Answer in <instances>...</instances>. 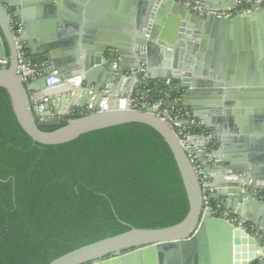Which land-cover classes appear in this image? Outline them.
Returning a JSON list of instances; mask_svg holds the SVG:
<instances>
[{"label":"water","instance_id":"water-1","mask_svg":"<svg viewBox=\"0 0 264 264\" xmlns=\"http://www.w3.org/2000/svg\"><path fill=\"white\" fill-rule=\"evenodd\" d=\"M71 1L68 4L78 12L84 8L85 12L84 17L77 13L69 20L92 39L67 51L64 46H57L61 47L58 50L44 44L45 39L39 35H30L23 11L21 23L17 21L18 6L41 3L50 19L58 23L56 30L61 37L65 28L61 18L55 17L57 0L55 3L0 0V58L7 50L8 59V64L0 67V88L6 89L19 126L34 142L46 145L69 142L86 132L129 122L151 126L162 135L174 156L186 191L188 211L171 226L131 227L68 251L48 264H264V200L247 187L250 182L255 189L264 191V159L244 137L240 116L227 107L235 108L246 99L251 104L264 102V77L261 81L244 82L239 74L225 68L223 56L225 40L231 38L230 29L254 18L264 4L225 17L214 13L198 16L176 0H128L125 6L118 1L127 14L120 28L123 34L114 38L108 31L112 26L107 21L111 18L97 17L92 12L95 0ZM199 1L205 8L215 9L237 3L209 7L205 0ZM16 39L27 41L30 50L35 42L38 47L32 53L36 61H43L37 65L39 74L29 86L17 74ZM233 40V51L237 52L239 44ZM27 53L26 50L24 62L30 61ZM142 65L150 79H176V86L184 91L183 106L201 119L206 130L212 129L210 136L191 137L200 149L215 140L212 142L215 149L208 146L215 163L197 153L208 177L205 183L197 177L172 122L156 116L150 108H129L135 74L128 77L126 70ZM53 70H57L61 79L58 83L63 86L61 89H53L58 84H47ZM76 75L81 76L79 85L65 81ZM103 90L112 94L108 108L87 113L85 104L93 94L95 103H99ZM122 100L125 108H120ZM75 108H80L82 115L68 118L61 125L64 116ZM44 126L57 127L46 131L42 129ZM190 150H195V146ZM258 179L262 181L260 185ZM204 188L210 189L208 209H204ZM218 205L237 220L211 214L210 209ZM238 220L245 226H239Z\"/></svg>","mask_w":264,"mask_h":264},{"label":"trees","instance_id":"trees-1","mask_svg":"<svg viewBox=\"0 0 264 264\" xmlns=\"http://www.w3.org/2000/svg\"><path fill=\"white\" fill-rule=\"evenodd\" d=\"M176 81L149 80V96L177 98ZM187 211L174 156L151 126L129 122L41 144L19 126L0 88V264H48L131 227L171 226Z\"/></svg>","mask_w":264,"mask_h":264},{"label":"crops","instance_id":"crops-1","mask_svg":"<svg viewBox=\"0 0 264 264\" xmlns=\"http://www.w3.org/2000/svg\"><path fill=\"white\" fill-rule=\"evenodd\" d=\"M57 1V16L55 17L61 18L64 22L63 28H65L61 32L62 38L56 30L57 26H59L58 23L50 19L48 11H46V7L41 3L27 2L25 5L18 6V23H21V11H23L25 21L28 22L30 27L29 34H32L35 37H38V35L43 37L45 39L43 43L48 46H64V50L68 51L72 49L73 45L77 44L80 46L81 44H87V42L92 38L89 37V35L84 34L81 28H76V24L69 20L75 17V14L77 13H80L84 17L85 8L81 12H78L71 4H68V2H72L71 0H67L66 2H64L65 0ZM118 1H121L124 6L126 5L125 2H129L128 0H95L94 6H92V12L96 14H94L95 16L111 18V21H107L108 24L112 26L108 29V31L109 35L114 38H116V35L121 36V34H123V31L120 28L123 27V18L127 14V11H125L121 5L119 6L121 2L117 3ZM237 1L238 0H205L209 7L231 5ZM52 2L55 3V0H52ZM51 5L54 6L53 3ZM20 32L21 28L17 31V33ZM230 37L231 38L225 40V54L223 55L225 68L232 70V73L239 74L240 78L244 82L261 81L264 77V8L261 12L255 14L254 18L244 20L240 25H237L236 29L231 28ZM233 39H235V42L239 44V47L236 46L239 50L237 52L233 51ZM23 42L25 43L26 50L28 52L27 56L32 62V60H35V55L32 52L36 50L38 45L35 42H32L33 47L32 50H30L28 49V42ZM61 47H57L58 50H61ZM6 56L7 50L4 57ZM42 62L43 61L41 60H35L37 65ZM62 87L63 86L61 84H58L54 86L53 89L58 90ZM178 90L181 91V94L175 103L183 106L184 101L182 100V94L184 91L182 89ZM250 102V99H246L235 108H233L232 105H228L227 107L231 108V110L233 109L232 114L240 116L242 123L241 131L244 137L252 144V150L262 155L264 159V102H260L258 104H251ZM80 110V108L70 110L64 117L71 116L73 113H79ZM208 131L211 134L213 133L212 129H209ZM214 141L215 140L211 141L212 149H215L212 146V142ZM218 145L219 142H217V146ZM256 182L258 185L262 183L260 179Z\"/></svg>","mask_w":264,"mask_h":264},{"label":"built area","instance_id":"built-area-1","mask_svg":"<svg viewBox=\"0 0 264 264\" xmlns=\"http://www.w3.org/2000/svg\"><path fill=\"white\" fill-rule=\"evenodd\" d=\"M179 4L186 6L192 12L196 13L198 16L206 15L209 13H214L217 16H225V17H233L242 12L251 11L259 8L264 4V0H238L236 4L223 7V8H205L203 4L199 0H176ZM16 49H17V74L20 75V80L26 85L29 86L33 79L39 74V68L36 63L31 61L24 62L23 59L26 56V48L25 43L19 39H16ZM8 64V59L6 57L0 58V67ZM135 74V88L130 96L129 108L137 109V110H145L150 108L151 112L156 116L160 117L163 120L170 121L173 123V129L176 133H178L179 141L182 144V147L186 151L191 164L195 170V173L199 180L202 183H205L208 180V177L204 175L203 168L201 163L197 158V153L201 152L202 156H204L209 162L215 163L216 160L213 158L211 152L208 149V146H204L203 148H199L191 141V137L196 134H204L206 136H210L211 133L205 129V127L201 124L200 119L194 117L189 108L176 104V100L179 99V95L181 91L178 90V97L175 99H170L169 94L165 93L162 97L157 99H152L149 96V89L147 85L149 80H155L148 78L146 74V69L142 65L136 69L129 68L126 70V75L130 77ZM170 78L162 81L166 86H172ZM61 79L57 76V70H53L47 77L48 86H54L58 84ZM66 82L73 83L75 85H79L81 83V76L76 75L74 77H70L65 79ZM177 88V86H176ZM179 89V88H178ZM31 95L34 94L32 90H30ZM101 99L99 103H95V96L93 94L90 100L85 104V110L87 113L93 111L106 110L108 108L109 100L112 96L107 90L101 91ZM126 103L125 100L120 101V108H125ZM74 115H82L81 110L79 113H73ZM191 146H195V150H190ZM240 175H231L232 178L239 177ZM247 187L251 191L252 194L257 195L260 199L264 200V191L259 189H255L254 186L247 184ZM203 202L204 209H208L211 206V200L208 195L210 189L204 188ZM211 214H218V216L226 217L229 221L237 220L235 216L231 214L229 210L222 209L220 205L217 207L210 209ZM239 226H245L244 222L238 220Z\"/></svg>","mask_w":264,"mask_h":264},{"label":"flooded vegetation","instance_id":"flooded-vegetation-1","mask_svg":"<svg viewBox=\"0 0 264 264\" xmlns=\"http://www.w3.org/2000/svg\"><path fill=\"white\" fill-rule=\"evenodd\" d=\"M209 144L211 145V142Z\"/></svg>","mask_w":264,"mask_h":264}]
</instances>
